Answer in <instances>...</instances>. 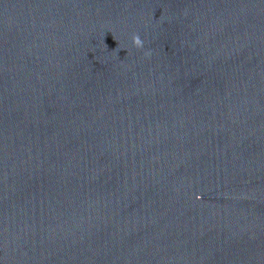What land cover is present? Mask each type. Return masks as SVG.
I'll use <instances>...</instances> for the list:
<instances>
[{"label": "water", "instance_id": "95a60500", "mask_svg": "<svg viewBox=\"0 0 264 264\" xmlns=\"http://www.w3.org/2000/svg\"><path fill=\"white\" fill-rule=\"evenodd\" d=\"M0 264H264V0H0Z\"/></svg>", "mask_w": 264, "mask_h": 264}, {"label": "clouds", "instance_id": "9594fccd", "mask_svg": "<svg viewBox=\"0 0 264 264\" xmlns=\"http://www.w3.org/2000/svg\"><path fill=\"white\" fill-rule=\"evenodd\" d=\"M132 39L136 48L140 49L144 47V41L140 38L139 34L134 35ZM145 55L151 56V51L145 53Z\"/></svg>", "mask_w": 264, "mask_h": 264}]
</instances>
